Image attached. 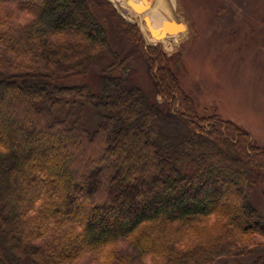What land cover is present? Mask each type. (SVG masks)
Wrapping results in <instances>:
<instances>
[{"label":"trees","instance_id":"16d2710c","mask_svg":"<svg viewBox=\"0 0 264 264\" xmlns=\"http://www.w3.org/2000/svg\"><path fill=\"white\" fill-rule=\"evenodd\" d=\"M100 54L97 87L66 82ZM136 57L162 106L121 76ZM262 174L264 147L199 116L110 1L0 0V264H212L264 239Z\"/></svg>","mask_w":264,"mask_h":264},{"label":"rangeland","instance_id":"374dc122","mask_svg":"<svg viewBox=\"0 0 264 264\" xmlns=\"http://www.w3.org/2000/svg\"><path fill=\"white\" fill-rule=\"evenodd\" d=\"M108 1L125 21L137 27L146 46L165 52L169 66L183 91L193 99L199 116L215 113L230 120L248 132L253 144L264 147V0H144L147 5L139 12L124 0ZM166 2L186 29L155 41L144 19H152V12L161 11ZM114 45L119 54L131 49ZM110 61V56L100 54L89 75L70 77L66 82L89 81L97 87L98 74ZM128 64L121 76L162 106L145 61L136 57ZM53 150L46 155H52ZM246 200L264 217V178L249 188ZM254 242L258 244H249L244 252L218 258L212 264L250 263L264 254V239L257 237ZM120 245L125 246L122 242ZM18 264L31 263L23 259ZM65 264L98 263L85 255Z\"/></svg>","mask_w":264,"mask_h":264},{"label":"water","instance_id":"95a60500","mask_svg":"<svg viewBox=\"0 0 264 264\" xmlns=\"http://www.w3.org/2000/svg\"><path fill=\"white\" fill-rule=\"evenodd\" d=\"M112 1V0H111ZM134 11L137 9L130 4V0H124ZM132 3V2H131ZM133 4V3H132ZM146 6V4H145ZM141 8V7H140ZM139 12V11H136ZM123 18H125L122 15ZM145 24L148 28L149 34L152 38L160 41L163 38H166L169 35L178 34L186 29V26L182 19L178 17L175 13L172 12V9L169 7L166 10V13L158 19L156 22L157 27H152L150 25V19L145 18Z\"/></svg>","mask_w":264,"mask_h":264},{"label":"bare ground","instance_id":"6f19581e","mask_svg":"<svg viewBox=\"0 0 264 264\" xmlns=\"http://www.w3.org/2000/svg\"><path fill=\"white\" fill-rule=\"evenodd\" d=\"M130 1L133 3L132 4L130 2V4L133 5L137 9L136 11H140V10L144 9L145 8V4L147 5V3L144 0H130ZM167 8H169V4H167V2H166V3L163 4V8H162L161 11L158 10V11L152 12V14H153L152 19L151 18H147V19L151 20L150 21V25L152 27H157L158 26V24L156 22L158 21L159 18H161L166 13ZM131 9H133V8H131ZM152 39L155 40V41H158L157 39H154V38H152Z\"/></svg>","mask_w":264,"mask_h":264}]
</instances>
